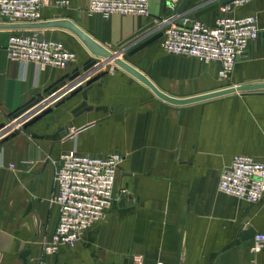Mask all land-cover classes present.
I'll use <instances>...</instances> for the list:
<instances>
[{"label":"crops","instance_id":"0c3cea01","mask_svg":"<svg viewBox=\"0 0 264 264\" xmlns=\"http://www.w3.org/2000/svg\"><path fill=\"white\" fill-rule=\"evenodd\" d=\"M67 1L65 7H42L39 21L69 19L114 54L129 45L119 48L122 41L152 22L155 26L142 35L156 33L166 15L165 0H148V16L108 19L90 15L89 0ZM222 1H191L183 11L199 7L194 15L211 24ZM214 3L217 9L197 14ZM250 14L256 16L260 36L224 81L218 78V63L167 54L160 38L120 57L177 99L264 83V0H245L231 9L233 16ZM18 31L62 42L76 60L65 69L12 62L5 47ZM92 60L97 65L84 73ZM48 93V104L30 109L8 129L15 113ZM70 150L124 156L116 174V200L76 244L47 256L40 242L50 239L59 216L52 202V162ZM234 155L264 163V91L173 106L113 63L92 57L65 30L0 29V264H140L136 257L141 264H264V248L252 254L241 239L248 228L264 234V199L248 203L217 189L219 174Z\"/></svg>","mask_w":264,"mask_h":264},{"label":"built area","instance_id":"2783aa9c","mask_svg":"<svg viewBox=\"0 0 264 264\" xmlns=\"http://www.w3.org/2000/svg\"><path fill=\"white\" fill-rule=\"evenodd\" d=\"M244 1L221 5L213 23L206 24L194 15L195 8L192 12L177 13L180 0H165L166 15L157 23V32L162 33L160 48L167 54L192 57L203 63H218V78L228 79L237 61L261 32L255 15H231V9ZM67 5V0H0V19L7 23H33L40 20L42 7ZM86 10L90 15L98 14L104 19L113 15L148 16L149 1L89 0ZM5 52L12 62L20 65L36 63L43 68L65 69L76 60L75 53L67 50L62 42L40 38L35 32L30 35L21 31L11 33ZM123 160L124 156L117 152L90 156L70 150L52 162L56 188L52 202L57 205L59 216L50 239L40 242L44 255H56L61 247L73 246L102 221L116 200V174ZM9 168L12 169L13 165ZM217 189L240 201H263L264 163L248 155H234L221 170ZM247 244L252 254L259 253L264 248V234H255ZM136 258L141 264L140 257Z\"/></svg>","mask_w":264,"mask_h":264},{"label":"water","instance_id":"95a60500","mask_svg":"<svg viewBox=\"0 0 264 264\" xmlns=\"http://www.w3.org/2000/svg\"><path fill=\"white\" fill-rule=\"evenodd\" d=\"M191 1H195V0H184L177 7L176 12L181 13L184 10V8L188 5V3ZM213 1H215V0H213ZM233 1H235V0H224V1H222L221 4L225 5V4L231 3ZM217 7H218V4L214 3L213 5L205 8V9H201L200 11H198L197 14L203 15L205 13H208V12H211V11L217 9ZM195 9H197V8H195ZM153 26H155V23L152 22L149 25H147L146 27L142 28L140 31L136 32L134 35H132V36L128 37L127 39H125L124 41H122L118 45L119 48L124 46L127 43L129 45L127 47H122L124 49H121V51L114 54V53L110 52L109 50H107L106 48H104L103 46H101L99 43H97L94 39H92L88 34H86L82 29H80L75 23H73L69 19H60V18L56 17L53 21H37V22H33V23H19V22L18 23H0V29H8V30H41V29H50V28H57V29L65 30V31L69 32L70 34H72L74 37H76L78 39V41L84 46V48L88 51V53L92 57H94L95 59H101L105 63H108V62L113 63L115 66L119 67L120 69H122L123 71H125L126 73L131 75L133 78L138 80L140 83L145 85L158 99H160L161 101H163L167 104L173 105V106L190 105V104H194V103H199V102H203V101H207V100H211V99H216V98L232 95L235 93L264 91V83H255V84H244V85H236V86H232V87H227V88L219 89V90H216L213 92L205 93V94H202L199 96L190 97V98H186V99H177V98L171 97V96L161 92L156 86H154L152 84V82L145 75H143L141 72H139L138 70L133 68L131 65H129L127 62H125L120 57V55L124 52H127L126 55L128 57H130V56L134 55L135 53H137L138 51L145 48L146 46L155 42L159 38H161L162 33L157 32V28H156V33H154L153 35L151 34L153 32L146 33L145 35H142L143 32L152 28ZM146 37H148V38H146ZM143 39H145V40L142 41ZM138 42H140V43L137 44L136 47L128 50L132 45H134ZM96 65H97L96 61L92 60L83 67L82 71L84 73L88 72V70L95 67ZM78 76H79V73H76L74 76H72L70 78V80H74ZM97 77L98 76H95L93 79L86 81L85 85H89ZM83 78L84 77H82L81 79H83ZM81 89H82V86H79L74 91V93L78 92ZM54 90H56V89H54ZM50 93H52V92H50ZM50 93L48 95H50ZM36 103L37 102L32 103L31 105L27 106L26 108L22 109L21 111L15 113L12 116V119L18 120L21 116H23L24 114L29 112V110L32 109L36 105ZM47 112H48V110H44L40 115L35 116L28 123L25 124V127L30 125L31 123H33L37 119H39L42 115H45ZM31 114H29L28 116H30ZM19 122L20 121H16L8 129L9 130L12 129V127H14V125H17ZM5 140H6V138L3 139V141H5ZM128 199H130V197H128ZM121 200L124 201V198H121ZM121 203H123V202H121ZM255 234H256V232L252 228H248L246 231H244L242 233L241 239L245 243H247L249 241V239L252 238Z\"/></svg>","mask_w":264,"mask_h":264},{"label":"rangeland","instance_id":"374dc122","mask_svg":"<svg viewBox=\"0 0 264 264\" xmlns=\"http://www.w3.org/2000/svg\"><path fill=\"white\" fill-rule=\"evenodd\" d=\"M222 81H223V80H222ZM48 94H49V93H48ZM48 94H47L44 98L37 99V100L35 101V102H37V103H36V105H35L34 107H36L37 105H39V104H41V103H42L43 106L46 105V104H48V103L50 102V100H49V95H48ZM35 102H34V103H35ZM34 107H33V108H34ZM18 120H19V119H18ZM14 121L16 122V120H14ZM14 121H13V122H14ZM15 122H14V123H15ZM14 123H13V124H14ZM13 124H11V125H13ZM15 126H16V125H14V127H15ZM14 127H12L11 131L13 130Z\"/></svg>","mask_w":264,"mask_h":264}]
</instances>
